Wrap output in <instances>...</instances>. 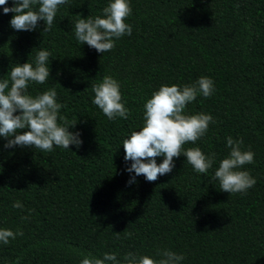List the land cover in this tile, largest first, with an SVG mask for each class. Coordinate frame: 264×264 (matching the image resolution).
I'll use <instances>...</instances> for the list:
<instances>
[{"label": "trees", "instance_id": "1", "mask_svg": "<svg viewBox=\"0 0 264 264\" xmlns=\"http://www.w3.org/2000/svg\"><path fill=\"white\" fill-rule=\"evenodd\" d=\"M109 2L69 0L46 32L43 21L31 32L12 29L13 13L0 6V80L14 64L50 51L48 81L27 91L54 87L66 106L59 115L77 118L69 131L83 141L44 152L5 148L0 137V228L23 232L0 242V264H80L82 254L113 252L118 260L129 252L159 259L164 250L183 255L180 264H264V0H129L131 35L101 54L76 40L74 25ZM105 75L120 82L127 120H109L92 103V85ZM201 76L212 79L215 92L198 95L185 111L210 114L214 123L184 149L215 153L212 168L197 173L181 155L155 182L141 175L128 184L134 173L125 171L131 162L122 141L143 125L146 100L161 85ZM229 136L255 153L241 170L256 184L243 194L220 190L214 179L229 155Z\"/></svg>", "mask_w": 264, "mask_h": 264}, {"label": "clouds", "instance_id": "2", "mask_svg": "<svg viewBox=\"0 0 264 264\" xmlns=\"http://www.w3.org/2000/svg\"><path fill=\"white\" fill-rule=\"evenodd\" d=\"M69 0H0L3 13H13L9 25L16 31L31 32L44 22L43 31L51 30L59 6ZM132 8L129 0H110L100 15L88 16L76 20L75 38L82 45L87 44L97 53L113 50L116 41L125 35H131L132 26L126 23ZM51 52L41 49L36 53L34 63L25 62L10 67L8 78L0 80V137L7 139L5 148L13 146L38 148L51 152L54 146L69 149L70 145L81 147L80 132L69 131L76 125L77 118L69 122L59 115L66 107L57 102L54 87L38 95L27 91L30 83L45 84L50 76L49 58ZM120 82L111 75L103 76L99 83L92 85L94 98L92 103L109 119L127 120L130 109L125 107L120 91ZM215 92L211 78L201 76L197 81L183 86L161 85L143 105V125L139 130L130 132L122 141L124 161L131 162L125 171L134 173L128 184L136 183V177L144 176L146 181L155 182L160 176L169 174L175 167L174 158L185 156L194 171L206 174L215 163L216 154H205L199 147L184 149V145L195 144L205 136L209 125L214 123L210 114H187L186 106L198 95L208 98ZM19 113V114H17ZM62 121V123L60 122ZM27 129L20 134V130ZM9 137H14L8 139ZM229 155L219 162L214 179L218 180L220 190L229 194L246 193L254 187L256 180L247 170H241L246 164L254 163L255 153L242 150L243 140L227 138ZM163 157L157 163L156 158ZM14 208H22L19 201ZM31 211V210H30ZM28 219V217H22ZM23 235L22 231L13 232L0 228V242L7 245L10 239ZM159 259L147 255L138 256L132 252L125 254L122 260L116 253H104L101 258L91 253L82 254L80 264H180L184 256L171 250L158 253Z\"/></svg>", "mask_w": 264, "mask_h": 264}]
</instances>
